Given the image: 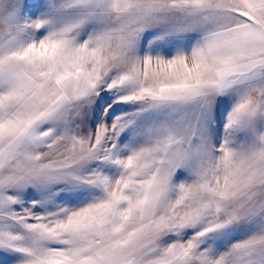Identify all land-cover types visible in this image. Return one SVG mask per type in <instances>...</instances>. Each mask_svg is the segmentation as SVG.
<instances>
[{"label":"snow or ice","instance_id":"obj_1","mask_svg":"<svg viewBox=\"0 0 264 264\" xmlns=\"http://www.w3.org/2000/svg\"><path fill=\"white\" fill-rule=\"evenodd\" d=\"M0 264H264V0H0Z\"/></svg>","mask_w":264,"mask_h":264}]
</instances>
